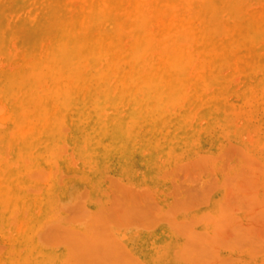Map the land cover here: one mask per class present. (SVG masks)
<instances>
[{
	"label": "rangeland",
	"instance_id": "1",
	"mask_svg": "<svg viewBox=\"0 0 264 264\" xmlns=\"http://www.w3.org/2000/svg\"><path fill=\"white\" fill-rule=\"evenodd\" d=\"M12 1L0 0V264H264V0L207 1L208 40L219 51L229 46L207 56H221L215 67L203 61L218 78L203 89L210 104L199 105L187 84L172 106L161 104L153 129L149 119L126 118L130 108H150L149 90L115 87L105 103L91 95L67 102L55 130L38 136L24 130L48 121L40 105L60 73L47 63L30 77L23 72L46 57L55 26L77 17L84 0H59L66 14L49 0ZM148 2L151 15L182 14L202 27L194 16L200 0ZM192 53L190 76L201 64ZM251 56L257 62L246 67ZM116 122L121 129H112Z\"/></svg>",
	"mask_w": 264,
	"mask_h": 264
},
{
	"label": "bare ground",
	"instance_id": "2",
	"mask_svg": "<svg viewBox=\"0 0 264 264\" xmlns=\"http://www.w3.org/2000/svg\"><path fill=\"white\" fill-rule=\"evenodd\" d=\"M23 1L24 0H13L12 2L13 3L17 2V4H19L20 2H23ZM128 1L129 0H86V1L84 0V2L82 4L83 9H81L82 11L80 14H78L77 17L76 16L73 17V15L70 14L69 16L71 18L72 17L74 18L71 22L68 23V22H66V20H64V18H62L63 22L65 21L66 24L62 23V24H58L57 26H55V32H54L52 45H51V48L48 51L46 57L43 60H38L37 64L33 65L32 67H29L25 72H23V75H22V77H30V76L34 75L37 71H39L40 66H42V64H44V63H47L49 65V67H50L49 72H51L52 74L57 73V72L60 73V77H58L56 79V81L54 82V88H55L54 89L55 90L54 95L48 99V103H47L46 107H43L44 106L43 104L40 105V107L42 108L41 111H44L46 108V111H44V112H45V116L47 117L48 121L46 123L38 125V126H32V125L28 126L24 130V135L29 136V135L35 134L36 136H38V135H43L45 133L48 134L49 132H52L53 130H55V128H56L55 121H56V119H58L63 114L65 107L67 106L66 105L67 102L73 101L76 98L81 99L85 95H87V96L91 95V96H93L94 100L97 102H104L105 103L107 101H111L112 100L111 94L113 93L114 90H116V89H114L115 87H118L119 88L118 91H120V92L122 90L124 92V94H125V92L130 91L131 93H134L135 95L139 89L145 88V89L149 90V93L147 94L146 98L151 100L150 108H148V110H142L141 109L142 111L140 110V112L137 111V109L135 110L134 108H130L126 112V118L128 119V121L132 120V119H136V118L149 119L151 121L150 123H151V126L153 127V129L157 128V127L159 128L160 122H158V121H160L161 118L164 116V114L162 113L161 104L171 102V106H172L173 105L172 102L173 101L175 102V100L179 99V97L181 96L180 95L181 89L184 86H186L187 84L188 85L191 84L193 86L194 91H195L194 94L197 95L196 99H197V102L199 103V105L201 104L202 106H204L205 104H208L210 102L211 99H209L207 96H205V94L203 93V89H204L205 85L207 84V82H209L210 79L217 80L218 78L216 77L215 74H213V73L211 74V72H209V68L211 66L210 65L208 66L207 62L203 63V61L204 60L209 61V64H212V65L214 64V67H215V65L219 62L218 59H220L221 56L215 60V63H213L214 61H212V63H210L211 58L213 56H214V58H215V56L217 57L218 54L222 55V56L227 54L226 49L228 50L229 46L226 47V49L224 51L226 53H224L221 50H220L221 51L220 52L218 49L216 50V48L220 47V49H221V45L218 44L220 46L213 49L212 48L213 45L211 46V42H210V40H208V37H209L208 35H211V31H212L210 19H209L210 18L209 12H207V8H206V3L208 0H200L199 9L194 13V16L200 21V23L202 25V27L196 26L195 28H197V29H194L193 28L194 26H191V24H190L191 21L189 18L182 16V14L180 15L181 12L179 13L180 16H177L178 18H173L171 15H169V11L167 12L168 14L166 12L160 11V13L154 12L157 14L151 15V14H149L151 12V10L149 12L148 10H145V8H144L145 7L144 5H146L145 0H144V4H143V0H131L130 3ZM148 1L151 2L152 0H146V2H148ZM172 1H174V0H172ZM180 1H181V3H183V5L188 3V0H180ZM48 2H50V4L52 3V6L54 8L56 6V8L58 9L57 3L60 2L59 0H49ZM126 2H127V4H126ZM156 2H158V1H156ZM237 3H239V2H237ZM48 4L49 3H47L48 9H50V7H49L50 4L49 5ZM72 4H73V2L69 6H72ZM78 4L81 5V2H78ZM147 4L149 5L150 3L148 2ZM61 5H62V3H61ZM125 5H128V6L126 7ZM146 7L149 8V6H146ZM46 9H47V7H46ZM61 10L58 9L59 14H61V12H62ZM76 10H77V8H76ZM55 11H56V9L54 10V12ZM54 12H51V14ZM69 12L72 13L71 10ZM58 13H55V16H56V14L58 16L59 15ZM62 13L66 14L65 10ZM183 13H184V10H183ZM48 17H51V15ZM170 17L172 19H170ZM71 18H70V20H71ZM197 23H198V21H197ZM152 28H154L155 30L152 31ZM251 30L253 31V29H251ZM124 31L125 32L129 31V35L131 34V36H132V39L130 40L132 42L129 46V49H127L126 51L123 48L124 46H120L122 44H119V43H122V40L120 42V38L127 36V34L123 33ZM257 31H258V29H257ZM154 32H156V33H154ZM244 33H246V32H244ZM129 35H128V38H129ZM248 35H250V34H248ZM234 37H235V35H234ZM247 40H248V38H247ZM250 40H252V38H250ZM213 41L214 40H212V42ZM218 42H220V41L218 40ZM250 42H252V41H250ZM77 43L83 44L85 46L84 50L77 51V52H76V50H78V49H75V51L72 50L73 46H75V45L77 46ZM216 44L217 43H215V46H216ZM157 46H158V49L160 48V50L155 48ZM192 47H195V49H197L198 52H200L199 54H200L201 59H199V60H201L200 61L201 64H197V68H196L195 72L193 73V75L190 76L189 72L192 69L193 65L195 64V61L192 59V56H191ZM75 48H78V46ZM120 48H123L124 51H122ZM153 48L158 50L159 52H161V54L159 53L160 56L156 57L155 61L153 60V58L155 59V56L154 57L150 56L151 54L153 55V53H152L154 51ZM194 51L195 50L193 48V53H192L193 55H195L194 53L198 54V52H196V51L194 52ZM155 53H154V55H155ZM221 53H224V54H221ZM209 55H212L209 58L210 60L207 58V56H209ZM149 56H150V59L152 58L153 61L148 62L150 60ZM84 58H86V60L88 59V61H89L88 63L86 61L87 67H84V64H83ZM248 59L249 60H246L247 63L245 62L246 67H247V65L251 67L252 63L257 62V61H255V59L253 60V56L249 57ZM145 62H148V63L146 64ZM262 64H264V63H262ZM205 66L207 68L208 67L209 68L206 69ZM211 70L213 71L214 69L211 67ZM11 83L13 84V82H11ZM43 83H44V81H43ZM262 87H264V86H262ZM110 88L111 89L113 88L112 93H111ZM209 89H211V88H209ZM262 89H264V88H262ZM206 90H205V92H206ZM262 93H264V92H262ZM122 94H120V95H122ZM13 99H14V97H13ZM133 99L136 101L135 97ZM125 100H127V98H125ZM182 100H183V98H182ZM121 101L122 100H120V102ZM137 101H138V99H137ZM19 103H20V101H19ZM145 104H147V103H145ZM100 106H101V104H100ZM67 107H69V106H67ZM2 110H3V108H0V112ZM172 111H173V109H172ZM22 112H23V110H22ZM100 112H101V110H100ZM97 113H99V112H97ZM37 114H38V112H37ZM38 115L41 116V122H42V120L44 119V118H42V115H44V114H41V115L38 114ZM1 118H4V116ZM103 118H105V117H103ZM80 120H82V119H80ZM192 120H193V118H192ZM134 121L135 120H133V122ZM33 122H36L35 119ZM62 122H63V120H62ZM111 122H112V120H111ZM125 122L129 124V122H127L126 120H125ZM126 123H125V125H126ZM130 126H132V125H130ZM130 126L128 128H131ZM128 128H127V130H128ZM147 128L148 127H146V129ZM112 129L113 130L121 129V123L116 122L115 125H113ZM12 130L10 132H12ZM56 132H54V133H56ZM50 134H52V133H50ZM31 139H29V140H31ZM29 140H28V142H29ZM5 142H8V140ZM46 142H47V140H46ZM53 142L55 143V141H53ZM39 143H40V141H39ZM52 144L53 143H50V146H52ZM44 145H45V143H44ZM52 148H53V146H52ZM16 150L18 151L19 149H16ZM18 152H20V151H18ZM5 155H7L6 152H5ZM5 158H6V156H5ZM19 158H21V157H19ZM21 159H23V158H21ZM24 160H26V158H24L23 161ZM5 161H7V160H5ZM30 162H32V161H29V164H30ZM12 163H14V162H12ZM17 173H18V171H17ZM19 175H21V173ZM2 177L7 178V176H2ZM12 177H9L8 179H10ZM6 182H7V180H6ZM6 184L7 183H5V186H6ZM4 189H5V192H3L4 194L1 193L3 195L7 194L8 192L6 193V191L9 190L8 187L4 188ZM0 196H2V195H0ZM6 197L8 198V195H5V199H6ZM38 198H40V197L38 196ZM3 199H4V197H3ZM21 200H23V199H21ZM8 201H10V200H8ZM5 210L3 209V211H5ZM0 211H2V210H0ZM0 215H1V212H0ZM0 219H2V218H0ZM18 226H20V225H18ZM172 230H174V229H172ZM176 231H178V230H176ZM20 239H22V238H20ZM94 242H95V240H94ZM89 244H92V243H89ZM182 246H183V244H182Z\"/></svg>",
	"mask_w": 264,
	"mask_h": 264
}]
</instances>
